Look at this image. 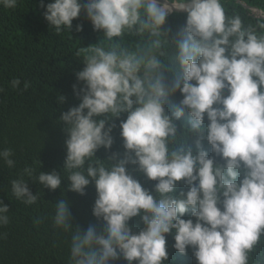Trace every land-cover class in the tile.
I'll return each mask as SVG.
<instances>
[{
    "label": "clouds",
    "instance_id": "obj_1",
    "mask_svg": "<svg viewBox=\"0 0 264 264\" xmlns=\"http://www.w3.org/2000/svg\"><path fill=\"white\" fill-rule=\"evenodd\" d=\"M18 4L0 0L6 9ZM82 11L104 35L76 54L83 87L73 86L81 102L59 121L67 134L63 171L36 175L25 167L11 181L12 195L37 203L25 176L52 191L67 179L81 196L94 183L92 214L102 229L90 224L82 232L66 199L53 205V227L70 235L68 264H116L121 257L166 264L173 233L174 249L191 250L196 264H264V17L246 24L224 0H54L44 19L56 34L70 32ZM174 12L185 13L186 23L170 39L162 29ZM169 49L178 71L165 62ZM11 84L18 88L20 80ZM177 93L182 99L169 112ZM116 120L125 151L100 160L97 151L113 147ZM12 156L0 151L9 168L16 166ZM133 172L157 182L155 195ZM180 182L188 190L177 195ZM8 213L0 201V227L10 223ZM133 218L144 225L138 232Z\"/></svg>",
    "mask_w": 264,
    "mask_h": 264
},
{
    "label": "trees",
    "instance_id": "obj_2",
    "mask_svg": "<svg viewBox=\"0 0 264 264\" xmlns=\"http://www.w3.org/2000/svg\"><path fill=\"white\" fill-rule=\"evenodd\" d=\"M52 2L54 0H19L15 9L0 5V89H3L0 91V151L11 149V159L16 162L14 168H9L0 159V201L8 206L10 217V223L0 227V233H7L6 238H0V264H68L70 235L55 229L52 222L53 205L60 199L69 202L74 227H79L82 232L90 224L98 229L103 227V222L92 214L97 198L94 183H90L81 196L69 190L67 179L62 180L59 189L52 191L25 176L32 194L40 197L30 206L18 201L11 191V181L19 178L25 167L35 169L36 175L39 171L62 173L67 134L64 124L59 121L62 113L81 102L73 86L77 92L83 87L77 81L76 73L83 70L84 64L76 54L81 47L99 43L104 35L93 29L83 11L73 21L70 32L64 30L56 34L44 19L46 5ZM224 3L229 14L238 12L246 24L256 25L260 18L243 5L264 14V0H224ZM185 23L186 14L173 13L162 31L168 32L171 39ZM77 25L82 26V31L76 30ZM165 62L173 71L179 70L174 50H168ZM14 78L20 80L18 88L12 87ZM25 83L29 85L27 90H24ZM60 96L65 97L63 104L58 102ZM180 99L179 93L170 97L167 110L174 111ZM121 119H126V114ZM186 120L187 111L177 122L178 126ZM114 123L113 147L98 150L96 158L100 160L107 161L112 152L122 154L125 151L120 138V120ZM186 142L194 147L192 138H187ZM204 146L208 148L206 142ZM131 170L132 166L129 167ZM133 176L155 195L156 181H149L138 172H133ZM181 190H188L182 182L178 184L176 194ZM129 223L136 232L144 227L139 218H133ZM173 236L174 233L166 237L169 253L166 264H196L191 250L187 255H181L174 249ZM116 264L128 262L121 257Z\"/></svg>",
    "mask_w": 264,
    "mask_h": 264
},
{
    "label": "water",
    "instance_id": "obj_3",
    "mask_svg": "<svg viewBox=\"0 0 264 264\" xmlns=\"http://www.w3.org/2000/svg\"><path fill=\"white\" fill-rule=\"evenodd\" d=\"M238 3H240V2H238ZM243 7H244L245 9H249L250 11H252L253 13H255L256 16H257L258 18H262V17H264L263 12L260 11V10H258V9L250 8V7L246 6V5H243ZM174 13L185 14V13H183V12H174Z\"/></svg>",
    "mask_w": 264,
    "mask_h": 264
}]
</instances>
